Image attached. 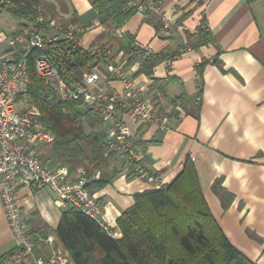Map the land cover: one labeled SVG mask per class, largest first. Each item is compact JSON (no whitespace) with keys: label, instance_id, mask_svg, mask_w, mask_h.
Segmentation results:
<instances>
[{"label":"crops","instance_id":"1","mask_svg":"<svg viewBox=\"0 0 264 264\" xmlns=\"http://www.w3.org/2000/svg\"><path fill=\"white\" fill-rule=\"evenodd\" d=\"M41 1L48 17L64 21L70 17L65 24L82 32L84 50L94 44L109 49L110 63H124L153 106L168 114V129L162 130L137 123L118 107L116 120H105L101 128L106 139L116 121H123L144 153L143 167L165 185L191 159L206 202L229 241L256 264H264V0H168L163 15L152 13L146 20L135 14L117 30L89 0H68L69 8L64 0ZM6 14L13 22L9 35L2 30L1 17ZM19 29L8 13L0 15L4 52L11 51ZM132 45L161 59L152 77L137 75L143 59L130 50ZM180 50L185 52L174 59ZM108 65L97 57L90 67L105 79ZM107 90L118 97L124 94L116 78ZM90 108L95 106L82 107ZM48 153L42 161L58 168V157L54 151ZM113 169L119 174L92 195L102 209L101 223L120 233L117 221L135 204V196L157 188L155 182L132 178L133 171L121 157L110 162L107 170ZM103 173L98 171L94 178ZM17 199L37 237L35 257L73 264L56 235L64 208L56 203L54 193L21 186ZM18 251L0 198V259L13 258ZM24 264L35 263L30 259Z\"/></svg>","mask_w":264,"mask_h":264},{"label":"trees","instance_id":"2","mask_svg":"<svg viewBox=\"0 0 264 264\" xmlns=\"http://www.w3.org/2000/svg\"><path fill=\"white\" fill-rule=\"evenodd\" d=\"M1 1L0 15L6 12L19 24L15 36L33 26L41 14L46 15L41 0ZM89 1L116 30L133 15L124 10L121 1ZM135 52L143 59L137 75L152 77L161 59L148 57L138 48ZM38 58L50 61L70 86L80 87V73L89 68L97 56L66 39L47 41L43 49L33 50L29 55L32 85L27 104L39 109L42 123L55 135L53 151L61 165L69 167L71 173L85 170V187L92 194L105 188L120 172L107 170L119 155L110 149L101 131L105 118L95 108L82 109L85 105L82 100H60L37 75L34 63ZM98 171H103V176L94 178ZM132 175V178L138 177L134 172ZM117 225L121 237L113 238L100 222L67 206L56 235L73 264H256L239 251L220 228L206 202L191 159L169 185L137 194L135 204L119 217ZM11 258L0 259V264H8Z\"/></svg>","mask_w":264,"mask_h":264},{"label":"built area","instance_id":"3","mask_svg":"<svg viewBox=\"0 0 264 264\" xmlns=\"http://www.w3.org/2000/svg\"><path fill=\"white\" fill-rule=\"evenodd\" d=\"M115 1H121L125 11L133 15L140 14L147 20L152 13L162 14L168 0ZM81 34L78 29L67 28L57 19L41 14L33 26L24 28L19 35L12 37L10 52H4L0 48V198L7 223L19 243V251L10 264H24L30 259H33L35 264H58L55 257L47 260L35 257L37 237L23 216L17 199L21 186L32 190L48 188L54 193L56 203L60 207H75L101 223L102 209L85 187V170L79 169L74 177L75 174L71 173L66 165H60L56 169L46 165L41 156L45 148L54 146L56 137L42 123L41 112L37 107L27 106L26 109L20 110L17 106L20 98L28 95L32 85L29 65V55L32 51L43 49L47 41L57 42L62 39L81 46ZM137 48L132 45L130 50L135 52ZM88 52L109 62L105 79L99 71L89 67L81 72L82 85L72 87L61 77L58 69L43 58L35 60V70L45 86L62 101L82 100L87 105L95 106L105 120H116V109L119 107L123 113L130 114L141 125H156L162 130L168 129L167 112L153 106L129 76L124 63H110L111 51L100 44H94ZM184 52L180 50L174 59L181 57ZM148 54L154 55L150 51ZM114 78L123 84L124 94L121 97L107 90L108 83ZM132 138L130 129L123 121L118 120L107 141L110 149L138 174L137 178L155 182L157 189L164 188L166 185L161 178L143 167L144 153ZM101 225L113 238L121 237L120 233L111 231L103 223Z\"/></svg>","mask_w":264,"mask_h":264},{"label":"rangeland","instance_id":"4","mask_svg":"<svg viewBox=\"0 0 264 264\" xmlns=\"http://www.w3.org/2000/svg\"><path fill=\"white\" fill-rule=\"evenodd\" d=\"M65 1V3L67 4V6H68V3H69V1L68 0H64ZM68 2V3H67ZM70 4V3H69ZM68 8H69V6H68ZM69 14H72V12H70ZM47 18H54V19H57L58 21H60V22H62L67 28L68 27H72V28H75V27H73L72 25H66L65 24V21L66 22H69L71 19H70V17L68 18V17H66L65 18V21L64 20H62L60 17H55V16H47V15H45ZM6 17V18H5ZM73 17V16H72ZM3 20V21H2ZM1 23H2V30H5L6 32H7V34L9 35L10 33H11V31H12V29H13V26H12V20L7 16V14L6 15H3L2 17H1ZM19 25V24H18ZM27 102V103H26ZM29 101H28V95L27 96H25L21 101H19L18 102V108L20 109V110H24V109H26L27 108V106L29 105V103H28ZM28 104V105H27ZM29 107V106H28ZM53 148L54 147H51V148H45L44 149V154H45V151H46V153H48V154H50V152H52L53 151ZM52 150V151H51ZM42 159H43V157H42ZM50 165H52V164H50Z\"/></svg>","mask_w":264,"mask_h":264}]
</instances>
